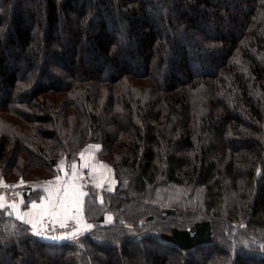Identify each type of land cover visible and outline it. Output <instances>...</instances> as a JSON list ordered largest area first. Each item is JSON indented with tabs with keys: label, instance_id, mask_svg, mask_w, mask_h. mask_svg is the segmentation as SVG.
<instances>
[{
	"label": "trees",
	"instance_id": "obj_1",
	"mask_svg": "<svg viewBox=\"0 0 264 264\" xmlns=\"http://www.w3.org/2000/svg\"><path fill=\"white\" fill-rule=\"evenodd\" d=\"M91 143L117 181L94 229L0 209V264H264V0H0V181Z\"/></svg>",
	"mask_w": 264,
	"mask_h": 264
},
{
	"label": "snow or ice",
	"instance_id": "obj_2",
	"mask_svg": "<svg viewBox=\"0 0 264 264\" xmlns=\"http://www.w3.org/2000/svg\"><path fill=\"white\" fill-rule=\"evenodd\" d=\"M83 153L81 157L83 158ZM86 166V165H85ZM103 167V166H101ZM111 171V169H108ZM77 178L76 166H72V176L70 181H65L63 187H59L60 178L57 177L56 188H45L44 191L48 193V196L44 199V202L40 205L33 203L31 205L33 211L20 215L17 205L13 204L10 207L13 211L17 212V218L22 222L31 225L33 229L37 228L38 224H42L47 219L51 220L54 224L59 223L61 228H66L68 222L72 221L77 227V232L82 228L90 227L86 225L83 220V203L84 197L88 193L81 191L80 187L75 184ZM81 179L83 177H80ZM51 184L52 182H48ZM102 183H98L97 187H101ZM102 202V197H101ZM4 205L0 203V208ZM27 217V218H26ZM111 220V217H108ZM77 232H73L71 235L75 236ZM37 235L41 234L39 231Z\"/></svg>",
	"mask_w": 264,
	"mask_h": 264
},
{
	"label": "rangeland",
	"instance_id": "obj_3",
	"mask_svg": "<svg viewBox=\"0 0 264 264\" xmlns=\"http://www.w3.org/2000/svg\"><path fill=\"white\" fill-rule=\"evenodd\" d=\"M83 1V3L86 1V0H82ZM89 6V5H92V3H90V4H85V6ZM87 6V7H88ZM159 18H161V15L160 16H158ZM114 18H116V16H114ZM156 19H158V18H156ZM155 19V20H156ZM96 23V22H95ZM27 24V23H26ZM65 25V24H64ZM225 26H226V24H223V26H222V28H225ZM200 27V26H199ZM157 29H159V27H157ZM93 30V29H92ZM225 30V29H224ZM203 31L204 32H206L207 34H208V32H207V30L205 29V28H203ZM53 47H56V43H54V45H53ZM200 53V52H199ZM220 53V51L219 50H215L214 52H213V55L214 56H216V55H218ZM201 54V53H200ZM197 55V57H198V55L199 54H196ZM195 55V56H196ZM28 56H30V55H28ZM194 56V57H195ZM30 58H32L31 56H30ZM193 58V57H192ZM201 59L203 58V57H200ZM207 66H210V64H208ZM49 70L50 71H52L53 72V74H55V75H57V71H59L57 68H58V65L56 64V62L55 61H50L49 62ZM66 68H69V67H67L66 66ZM209 67H207V69H208ZM88 145H93L94 147H95V151H96V149L99 151L100 150V148H98L97 146L99 145L100 146V144H93V143H91V144H88ZM87 145V146H88ZM86 146V147H87ZM85 148V147H84ZM83 148V149H84ZM82 149V150H83ZM81 150V151H82ZM80 151V152H81ZM98 151H97V153H98ZM79 152V153H80ZM79 155V154H78ZM64 158L63 157V155H60V157L57 159V162H58V160L60 159V158ZM100 161V162H98V160ZM64 161H65V159H64ZM75 162H77V160L76 161H74L73 163H75ZM72 163V164H73ZM99 163H101V164H104L106 167H107V170L108 169H111V171H109L108 173L106 172V175L103 173L102 175L100 174V171H99V174H97V170H101L100 169V167H99V165H101V164H99ZM98 167V168H97ZM56 168H57V165H56ZM89 169H91L90 171H88V170H83V169H81L80 167H78V174L80 175V177H83L82 179L80 178V181L82 182V188H84V192H86V193H88V188H90L91 189V191L93 192V193H95V195L98 197V198H100L101 197V192L102 191H108V192H113V190H114V188L116 187V184H117V181H116V179H115V177H114V171H113V168H112V166L109 164V163H107L106 161H102V160H100L99 158H98V156H97V158L95 157V160H93L92 162H91V165H90V167H89ZM45 173L43 172V177L42 178H45ZM56 176H54V177H51V178H47V179H41V180H29V181H24V180H21V179H19V180H15V181H11V182H8V181H4V180H1L0 181V183H15V182H20V181H23V182H27V183H30L31 184V186H32V188L33 187H42L44 184H46L48 181H50L51 179H53V185H56ZM55 180V181H54ZM63 180H61L60 179V183L62 182ZM65 182V181H64ZM98 183H102V186L101 187H97V184ZM31 188V189H32ZM30 189V190H31ZM29 190V191H30ZM29 191H27V192H25L23 195H21L17 200H15V201H12V202H10V201H6L2 196H0V203L1 202H3V203H6V204H12V203H17L20 199H21V197L22 196H24L25 194H27ZM173 194H167V193H161L160 195H158V198L159 199H157V202H160V203H164L165 205L166 204H168L169 202H170V199L172 200V198H174L175 197V199H176V194H175V192H172ZM86 197V196H85ZM85 197H84V199H85ZM83 205H84V203H83ZM0 209H5L6 211H7V213L11 216V217H13L14 219H16V220H18L17 218H15L10 212H9V209L7 208V207H4V208H0ZM84 210V209H83ZM108 217H111V220H109L108 219ZM47 219V218H46ZM83 219L85 220V222L87 223V224H89L90 225V227L88 228V229H81L80 231H78L77 232V227H76V230H75V232H77V234L75 235V236H80V235H82V234H84V233H86V232H88V231H91L92 229H94V225L91 223V222H87L86 221V219H85V216H84V213H83ZM112 219H113V217H112V215H109V214H105L104 215V221H103V223L104 224H107V223H111V221H112ZM20 221V220H19ZM21 222V221H20ZM52 222V221H51ZM70 222V221H69ZM69 222H68V224H69ZM23 223V222H22ZM43 223V222H42ZM53 223V222H52ZM25 224V223H24ZM55 224H57V225H59L58 223H55ZM26 225V224H25ZM28 226V225H27ZM41 226H42V224H40V227H39V231H40V233H41ZM76 226V225H75ZM40 236H41V238H42V240H44L43 239V237H42V233L40 234ZM73 238V237H72ZM50 243H53V242H50ZM36 264H39L38 262H36Z\"/></svg>",
	"mask_w": 264,
	"mask_h": 264
},
{
	"label": "crops",
	"instance_id": "obj_4",
	"mask_svg": "<svg viewBox=\"0 0 264 264\" xmlns=\"http://www.w3.org/2000/svg\"><path fill=\"white\" fill-rule=\"evenodd\" d=\"M98 148H100V146L98 145L97 146ZM97 149L95 151V147L93 145H88L87 147H85L78 155V159H77V162L73 163L71 165V167L69 169L66 168V165H65V161H64V158H60L57 162V169H58V175L56 176V180H57V177H59L61 180H63L60 184H59V187H63L64 186V181H70V178L72 176V166L75 165L76 166V172H78V167H80L81 169H83L84 171L85 170H88L90 171L91 169H89L90 165H91V162L93 160H95V157L97 158ZM84 154L83 155V158L81 157V154ZM98 160V159H97ZM98 162H100L98 160ZM101 164V163H99ZM86 165V166H85ZM103 166V167H101ZM100 169L101 170H97V174H99V171H100V174L102 175L105 171L108 173L109 171L107 170V167L104 165V164H101L99 165ZM98 168V167H97ZM106 172L104 173L106 175ZM55 181V180H54ZM48 182H52L51 184H49ZM46 184H44L41 188L40 187H33L27 194H25L24 196L21 197V199L17 202V203H12V204H6V203H3L1 202L4 207H7L9 209V212L15 217L17 218V212L16 211H13V209L10 207L11 205L15 204L17 205V208H18V212L20 215H23L24 213H28V212H32L33 209L31 207V205L33 203L37 204V205H40L41 203L44 202V199L48 196V193L44 191L45 188H56L58 185H53V179H51L50 181H48ZM75 184L80 187L81 191H85L84 188H82V182L80 181V175L77 173V178L76 180L74 181ZM3 207V208H4ZM27 218V217H26ZM18 219V218H17ZM20 220V219H18ZM84 220V219H83ZM21 221V220H20ZM22 222V221H21ZM24 223V222H23ZM84 223L86 225H89L85 222L84 220ZM26 224V223H25ZM59 224V223H58ZM29 226L31 232L36 235L37 237H39L40 239L41 236L40 234L37 235L36 232L39 231V227H40V224L37 225V228L36 229H33L31 227V225L29 224H26ZM89 227L87 228H83V229H88ZM40 232V231H39Z\"/></svg>",
	"mask_w": 264,
	"mask_h": 264
},
{
	"label": "built area",
	"instance_id": "obj_5",
	"mask_svg": "<svg viewBox=\"0 0 264 264\" xmlns=\"http://www.w3.org/2000/svg\"><path fill=\"white\" fill-rule=\"evenodd\" d=\"M32 188L30 183L27 182H15V183H0V196L6 201H15L25 192ZM76 226L74 222L70 221L66 228H61L59 225L54 224L51 220L46 219L41 226V233L44 241L46 242H62L72 237L75 232Z\"/></svg>",
	"mask_w": 264,
	"mask_h": 264
},
{
	"label": "bare ground",
	"instance_id": "obj_6",
	"mask_svg": "<svg viewBox=\"0 0 264 264\" xmlns=\"http://www.w3.org/2000/svg\"><path fill=\"white\" fill-rule=\"evenodd\" d=\"M57 244V243H56Z\"/></svg>",
	"mask_w": 264,
	"mask_h": 264
}]
</instances>
